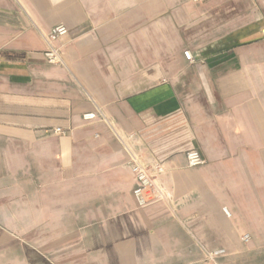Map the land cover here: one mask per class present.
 <instances>
[{
	"label": "crops",
	"instance_id": "0c3cea01",
	"mask_svg": "<svg viewBox=\"0 0 264 264\" xmlns=\"http://www.w3.org/2000/svg\"><path fill=\"white\" fill-rule=\"evenodd\" d=\"M215 263L264 264V0H0V264Z\"/></svg>",
	"mask_w": 264,
	"mask_h": 264
},
{
	"label": "built area",
	"instance_id": "2783aa9c",
	"mask_svg": "<svg viewBox=\"0 0 264 264\" xmlns=\"http://www.w3.org/2000/svg\"><path fill=\"white\" fill-rule=\"evenodd\" d=\"M198 4H203L209 0H191ZM70 34L69 29L65 25L55 26L49 36V44H54L55 42L67 37ZM186 60L194 64L195 59L190 51L184 53ZM45 58L48 64L58 65L62 63V58L60 51L54 47H50L49 51L46 52ZM96 118L95 114H87L84 116V120L90 121ZM56 134H62L63 131L58 129L55 130ZM187 164L189 168H198L205 165L206 161L203 159L202 155L196 151H190L186 154ZM128 166L131 169L136 181L137 186L133 191V196L139 207H145L148 203L154 200H164L166 198L163 188L158 182V177L165 173V166L161 162H154L149 166L141 164L136 158L131 157L128 162ZM224 214L230 218L231 214L227 208L223 209ZM243 241L248 242L249 236H245ZM216 264V263H215Z\"/></svg>",
	"mask_w": 264,
	"mask_h": 264
},
{
	"label": "rangeland",
	"instance_id": "374dc122",
	"mask_svg": "<svg viewBox=\"0 0 264 264\" xmlns=\"http://www.w3.org/2000/svg\"><path fill=\"white\" fill-rule=\"evenodd\" d=\"M35 258H41V259H44L45 260V249L43 250H36L35 249Z\"/></svg>",
	"mask_w": 264,
	"mask_h": 264
}]
</instances>
